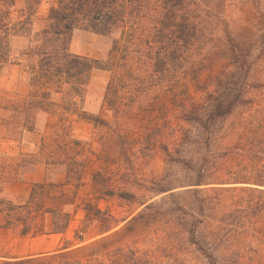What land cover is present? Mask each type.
<instances>
[{
    "label": "trees",
    "instance_id": "obj_1",
    "mask_svg": "<svg viewBox=\"0 0 264 264\" xmlns=\"http://www.w3.org/2000/svg\"><path fill=\"white\" fill-rule=\"evenodd\" d=\"M41 3L42 0H26L25 8L13 21L16 0H0V67L9 58L10 37L19 31L32 32ZM248 3L260 12L263 36L247 46L228 31L233 69L198 81L196 92L202 98L192 96L181 106L180 120L185 126L174 138V152H169V146L164 148L170 157L169 168L176 169L179 176L173 171L171 176L176 178L154 182V189H149L99 183L102 173L96 172L92 188L99 198L134 202L144 208L135 216L119 219L108 209L87 202L82 208L85 219L75 232V241L83 243L91 229L101 238L95 244L99 248L85 259L73 257L70 253L73 242L66 241L64 246L48 253L0 256V264H165L166 260L172 264H264V0H56L49 10L47 27L38 34L41 45L25 53L34 60L30 65L31 90L11 109L10 117L22 116V126L29 132L36 130L34 119L38 113L55 117L53 136L58 139L53 141L58 152H53V143L44 142L41 150L48 151V156L41 158L43 163L83 166L79 160L81 143L72 139L70 120L76 117L106 125L103 119L88 115L83 109L94 71H113L119 63L115 64L116 57L120 55V59L123 51H127L145 55L149 67L157 74L178 71L185 63L194 76L200 69L199 57L214 32L227 25V12ZM76 29L103 37L121 33L122 37L113 42L109 60L104 62L69 52L68 45ZM123 60L126 61L120 67L125 69L129 60L124 54ZM119 82L121 73L108 86L106 96L110 104ZM68 142L78 147L77 152L70 153ZM229 157L236 166H229L226 162ZM217 160L223 161L220 166L214 165ZM199 163L200 166H195ZM65 174L68 177L65 185L35 183L29 201L23 205L14 206L0 197V213L25 214L17 218L25 236L31 232L29 209L34 205L37 213L51 215L50 234H65L73 217L71 213L39 209L44 199L57 201L63 196L65 188L73 186L71 178L77 182L75 188L85 185L80 170L72 167ZM1 175L2 171L3 185L15 180ZM134 189L159 198L154 203L144 199L135 202ZM153 209L154 232L159 240L154 256L135 243L110 245L108 234L117 237L124 231H134L142 222L149 223L148 213ZM123 222L125 225L116 230Z\"/></svg>",
    "mask_w": 264,
    "mask_h": 264
},
{
    "label": "rangeland",
    "instance_id": "obj_2",
    "mask_svg": "<svg viewBox=\"0 0 264 264\" xmlns=\"http://www.w3.org/2000/svg\"><path fill=\"white\" fill-rule=\"evenodd\" d=\"M55 5L56 0H42L33 21L32 32L26 34L19 31L17 35L10 37L9 58L0 67V147L6 143L5 147L8 148L0 156V171H2L1 177L15 179L4 185L0 179L2 191L0 197L6 198L14 206L23 205L29 201L36 182L67 184L68 177L65 171L72 167L82 172L85 185L75 188L77 182L71 178L73 186H67L63 196H60L57 201L44 199L40 205L41 211L47 208L72 214L68 230L63 235L50 234L51 215L37 213L34 205H31L29 209V217L32 218L31 232L25 236L22 235L21 223L17 221L20 215L25 216V214L20 211L11 214L0 213V256L22 257L48 253L64 246L66 241L73 242L70 249L73 257L85 259L92 254L99 248L95 244L101 238L95 236V229H91L85 235L83 243L75 241V232L81 228L85 219L82 208L87 202L98 204L101 209H108L119 219L131 214L135 216L144 208L134 202L128 203L109 197L99 198V193L94 192L92 188L93 175L96 172L102 173V176L98 178L99 183L104 181L108 182V185L127 184L136 188L145 186L149 189H154V184L159 180L168 182L176 178L171 176L176 169L169 168L172 165L168 163L170 157L167 156L164 148L169 146V152H174V138L185 126L180 120L181 106L189 102L192 96L202 98L196 92L198 81L203 82L224 70L233 69L227 38L228 31L247 46L254 45L263 36V19L260 12L248 3L243 7H233L227 12L225 16L227 25L219 26L214 32L211 41L199 57L200 69L194 76L189 73L185 63H182L178 71L157 74L149 67V61L145 55L123 51L120 59V55L116 57L115 64L119 63L113 71L93 72L84 97V111L88 115L103 119L106 125L92 124L76 117L70 120L74 133L72 139L79 140L81 143L78 145L82 148L79 160L83 161L84 165L47 166L41 158H47L48 151L42 152L41 149L44 142L53 143V152H58L53 141L58 139L53 136L56 118L46 113H38L34 119L36 130L29 132L22 126L23 117L18 115L11 118L9 111L21 102L22 96H26L31 90L30 65L34 60L25 53L41 45L38 34L47 27L49 10ZM25 6L26 0H16L13 12L11 10L13 21L17 20L18 12ZM121 37V33L103 37L76 29L72 33L68 49L72 54L105 62L109 60L113 42L120 40ZM121 45L123 46L122 42ZM128 46L131 50H135L130 44ZM123 54L129 60L125 69L120 67L126 61H122ZM118 73H121V82L117 83V94L111 95L113 104H110L106 96L107 89L110 81L114 80ZM3 105L5 110H1ZM61 138L65 139L63 136ZM61 138L58 141L62 140ZM228 141L233 146L234 143H231V140ZM68 143L67 149L70 153L77 152L78 147L71 142ZM59 152L61 154L63 150ZM221 162L223 161L217 160L214 165L220 166ZM226 162L229 166L237 165L235 161H230V157ZM176 176H179L177 172ZM132 192L137 195L135 202L144 199L154 203V200L159 198L151 192L140 189H134ZM148 214L151 215L148 218L149 223L142 222L134 231H124L117 237L112 236V233L108 234L111 237L110 245L115 247L135 243L140 249L150 250L154 256V250H157L159 245L154 232V209ZM126 222H123L116 230L123 227ZM164 262L172 264L167 260Z\"/></svg>",
    "mask_w": 264,
    "mask_h": 264
},
{
    "label": "crops",
    "instance_id": "obj_3",
    "mask_svg": "<svg viewBox=\"0 0 264 264\" xmlns=\"http://www.w3.org/2000/svg\"><path fill=\"white\" fill-rule=\"evenodd\" d=\"M1 110H5V107H4V105H3V107L1 108ZM10 112V111H9ZM5 144L6 143H3V145H2V147H0V156L2 155V153H4V151H6L8 148H6L5 147ZM1 158V157H0ZM0 161H1V159H0ZM0 165H1V163H0ZM39 182H43V181H39ZM36 183H38V182H36ZM51 235H56V234H51Z\"/></svg>",
    "mask_w": 264,
    "mask_h": 264
}]
</instances>
